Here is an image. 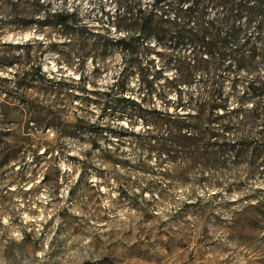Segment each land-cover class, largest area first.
I'll use <instances>...</instances> for the list:
<instances>
[{"label": "trees", "instance_id": "trees-1", "mask_svg": "<svg viewBox=\"0 0 264 264\" xmlns=\"http://www.w3.org/2000/svg\"><path fill=\"white\" fill-rule=\"evenodd\" d=\"M105 2L107 9L99 6L97 14L81 22L75 14L50 13L40 0L29 5L0 0V30L70 25L65 37L78 58L91 59L93 73L105 68L107 54L119 60L116 86L108 90L59 86L46 77L41 62L55 44L0 40V72L14 59H34L33 67L14 82L0 77V122L33 124L22 128L20 137L6 139L10 134L0 131V151L6 156L37 154L48 143L49 134H42L50 129L55 141L87 137L89 146L127 139L140 157L134 171L146 175L143 179L152 187L158 180L193 186L195 171L235 172V183L264 172V0ZM18 50L24 55L10 56ZM130 80L137 86H125ZM78 81L83 82L81 76ZM20 100L39 107L30 110L26 104L18 111L8 105ZM90 106L99 109L98 121L86 118ZM74 108L79 112H72L69 122L67 110ZM121 121L127 122L125 128ZM101 153L113 163V150Z\"/></svg>", "mask_w": 264, "mask_h": 264}, {"label": "rangeland", "instance_id": "rangeland-1", "mask_svg": "<svg viewBox=\"0 0 264 264\" xmlns=\"http://www.w3.org/2000/svg\"><path fill=\"white\" fill-rule=\"evenodd\" d=\"M40 2L50 13L75 14L81 22L97 14L99 6L108 8L105 0ZM69 28L2 29L0 40L55 44L41 62L46 77L59 86H86L89 91L116 86L118 58L107 54L105 68L93 73L91 59L78 58L65 37ZM9 54L19 57L24 52ZM33 65V58L14 59L0 77L14 82ZM125 86L137 84L130 80ZM27 103L8 105L19 111ZM27 105L30 110L39 107L35 102ZM77 110L68 109L66 120L73 121ZM85 116L98 121L99 109L90 106ZM118 124L125 128L127 122ZM25 127L33 124L23 119L0 122V131L13 135L6 139L24 136L20 132ZM50 132L42 134H49L48 143L37 154L6 156L0 151V264H264V172L235 183V172L195 171L191 178L198 181L193 186L158 180L152 187L143 179L146 175L134 171L140 157L127 139L89 146L87 137L55 141ZM44 148L47 152L41 154ZM107 149L115 152L113 163L102 157Z\"/></svg>", "mask_w": 264, "mask_h": 264}]
</instances>
